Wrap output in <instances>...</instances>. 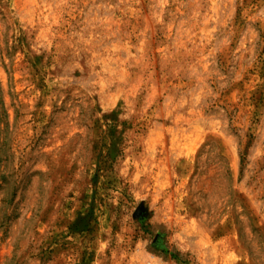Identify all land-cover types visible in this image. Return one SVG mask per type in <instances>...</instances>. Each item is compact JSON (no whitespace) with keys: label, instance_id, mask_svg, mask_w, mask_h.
Returning <instances> with one entry per match:
<instances>
[{"label":"rangeland","instance_id":"1","mask_svg":"<svg viewBox=\"0 0 264 264\" xmlns=\"http://www.w3.org/2000/svg\"><path fill=\"white\" fill-rule=\"evenodd\" d=\"M0 264H264V0H0Z\"/></svg>","mask_w":264,"mask_h":264}]
</instances>
